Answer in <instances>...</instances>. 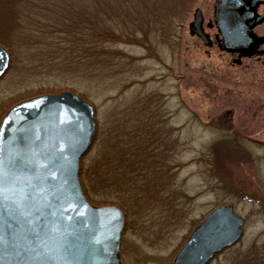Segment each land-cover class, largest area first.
I'll use <instances>...</instances> for the list:
<instances>
[{"label": "rangeland", "instance_id": "rangeland-1", "mask_svg": "<svg viewBox=\"0 0 264 264\" xmlns=\"http://www.w3.org/2000/svg\"><path fill=\"white\" fill-rule=\"evenodd\" d=\"M214 1L5 5L14 19L0 34L9 53L0 78V120L13 105L40 95L70 92L92 106L95 135L79 161L78 181L91 205L122 212V264H171L192 229L218 205L233 208L242 233L207 264H240L237 255L264 246L263 70L229 67L215 48L189 35L198 9L212 39L206 24L213 25ZM100 33L90 48L88 39ZM251 127L259 131L253 144L239 136L250 135ZM144 152L146 161L133 163ZM140 167L147 176L131 192L103 188L112 170Z\"/></svg>", "mask_w": 264, "mask_h": 264}, {"label": "water", "instance_id": "water-1", "mask_svg": "<svg viewBox=\"0 0 264 264\" xmlns=\"http://www.w3.org/2000/svg\"><path fill=\"white\" fill-rule=\"evenodd\" d=\"M264 0H215L214 25L224 50L255 42L253 27L264 20ZM198 9L190 35L210 45ZM9 55L0 46V78ZM93 108L62 92L23 100L0 120V264H121L124 227L115 206L91 205L78 181V167L94 135ZM243 220L218 205L192 229L172 264H206L231 247Z\"/></svg>", "mask_w": 264, "mask_h": 264}, {"label": "flooded vegetation", "instance_id": "flooded-vegetation-1", "mask_svg": "<svg viewBox=\"0 0 264 264\" xmlns=\"http://www.w3.org/2000/svg\"><path fill=\"white\" fill-rule=\"evenodd\" d=\"M264 13V5H259L256 8V14L257 15H262ZM202 28H203V24H202ZM205 28H203L204 31ZM206 29L209 31L213 30L214 33L212 34V39L209 35V33H205L208 35L209 37V41H210V45L209 46H204L202 43V46L207 48V49H212L215 48L217 50V52L220 54L221 58H226L228 59V65L229 67H233L235 69V67L237 69H241V71H246L249 72L252 70L253 66L259 67L261 70H263V72H261V77H260V81L261 84H264V20L257 24L255 27L252 28L251 33L254 35V37H256V40L254 43L251 42V44H247L246 46H241L237 49L234 50H224L223 49V42H222V38L220 36V34L217 31L216 26L211 24H206ZM222 58V59H223ZM225 59V60H226ZM261 99H254V100H249L250 102H260ZM262 102H264V100H262ZM262 107V104H261ZM259 108L258 110H256V112H262L263 109ZM248 111L251 113L250 108H248ZM237 129V128H236ZM246 129V128H245ZM252 127L250 128V130H248V133L250 135H241L239 134L240 138H246L247 141H249V143H256V141L252 140V134L259 132L256 130H251ZM247 131V129H246ZM258 143V142H257ZM263 144V143H261ZM119 257H120V263L122 264V258H121V245L119 244Z\"/></svg>", "mask_w": 264, "mask_h": 264}, {"label": "trees", "instance_id": "trees-1", "mask_svg": "<svg viewBox=\"0 0 264 264\" xmlns=\"http://www.w3.org/2000/svg\"><path fill=\"white\" fill-rule=\"evenodd\" d=\"M0 4H2V5H0V34L5 35V31L7 30V28H9L11 26V24H12L11 21L14 19V17L12 16L11 12L9 10H7V8L5 6V5H7V0H0ZM94 11L95 10H93V13H92L93 15H95ZM96 19H98L97 16L95 17V19L92 20V24L94 23V21H96ZM55 21L59 25L61 24V22H59L58 20H55ZM101 28H103V27H99V28L95 29V31L99 30ZM93 35L96 36L97 34H93ZM98 35H99V37H93V38L88 39V43L89 42L91 43L90 48L93 47L95 40L100 39L101 37L104 36L103 33H100ZM97 56H99V55H97ZM133 146L137 147L136 144H133ZM113 147H115V149L118 147V144L116 141H114ZM143 154L144 155L141 154V156H140L141 161L140 160L138 161V159H137V161L134 160L133 163H136V162L142 163L143 161H146L145 159L148 158V154H145V152ZM143 157H145V159H143ZM114 159H116V157ZM134 169H136V168H130L129 170H127L128 172H125V173L119 172L117 170H112L113 173H111L110 180L108 181L109 184L102 183L103 188L108 189L112 194H120L121 190H122V192H124L127 188L130 189L129 192H131L133 190V188L135 187V185L137 183H139L141 181V179L144 177V174L146 175V173H143L144 172L143 168L140 167V170L138 168L136 170H134ZM141 170H143V171L141 172ZM120 173H123L124 175L122 174L123 176L120 177L119 176ZM133 177L137 178L138 180H133L134 179ZM169 177L173 178L171 175ZM133 183L134 184L136 183V184L134 185ZM238 259L241 261L240 264H264V246L258 248V250H253L252 252H247V251L244 252L243 251L240 253V255H237L236 261ZM245 260L246 261L248 260V262L245 263Z\"/></svg>", "mask_w": 264, "mask_h": 264}]
</instances>
